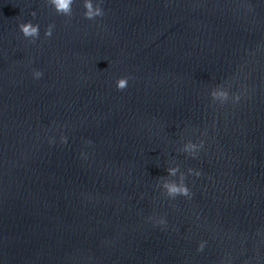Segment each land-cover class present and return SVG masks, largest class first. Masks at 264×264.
I'll use <instances>...</instances> for the list:
<instances>
[{
    "label": "water",
    "instance_id": "obj_1",
    "mask_svg": "<svg viewBox=\"0 0 264 264\" xmlns=\"http://www.w3.org/2000/svg\"><path fill=\"white\" fill-rule=\"evenodd\" d=\"M102 6L0 0V264H264V0ZM177 166L191 199L159 187Z\"/></svg>",
    "mask_w": 264,
    "mask_h": 264
},
{
    "label": "clouds",
    "instance_id": "obj_2",
    "mask_svg": "<svg viewBox=\"0 0 264 264\" xmlns=\"http://www.w3.org/2000/svg\"><path fill=\"white\" fill-rule=\"evenodd\" d=\"M83 5V17L86 20H95L97 18H101L104 16V9H103V3L104 0H81ZM76 3V0H47V4H49L52 9L58 14L65 17H71L73 14V4ZM31 15L33 18H35L36 13L32 12ZM55 25L49 24L45 31L44 36L46 38H50L53 35ZM18 28L20 33L23 35V37L27 40H30L31 42H35L40 37V25L34 24L31 21L29 22H21L18 24ZM43 72L40 70H33L32 71V77L34 80H39L43 77ZM131 77L129 76H123L118 78L115 81V87L118 91L125 90L129 85V80ZM230 86L225 87L224 85H217L213 87L210 92L209 96L212 101H219L221 105L226 104L228 102H232L234 104H238L241 100L240 94L230 93L229 91ZM68 142V137L61 134L60 136V143L66 144ZM49 143H55L54 138L49 139ZM87 143H91L88 141ZM204 142L201 140L198 143L193 142L192 140H187L185 143H183L182 147L180 148V151L186 154L188 157L192 159H196L198 157V154L200 150L203 148ZM81 156L84 159H87V154L84 152H81ZM167 173L169 176H177L179 173V177L176 180L168 181L164 180L159 187L163 189V195L166 196L169 199H175L177 197H185L191 199L192 193L188 185L186 184V174L180 173L179 167H169L167 169ZM187 175L191 176L194 175L196 177H199L201 175L199 170H194L192 168L187 169ZM149 220H151L154 224V226H161L166 227L167 226V220L164 216H160L158 218L149 217ZM207 245L206 240H202L199 242L197 246L198 252H203L205 247Z\"/></svg>",
    "mask_w": 264,
    "mask_h": 264
}]
</instances>
